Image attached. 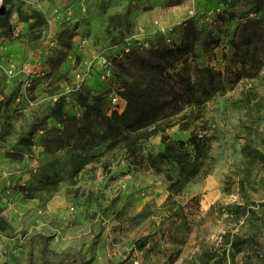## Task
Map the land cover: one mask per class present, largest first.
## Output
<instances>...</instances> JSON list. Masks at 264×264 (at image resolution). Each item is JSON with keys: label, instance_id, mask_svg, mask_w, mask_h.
Returning <instances> with one entry per match:
<instances>
[{"label": "rangeland", "instance_id": "rangeland-1", "mask_svg": "<svg viewBox=\"0 0 264 264\" xmlns=\"http://www.w3.org/2000/svg\"><path fill=\"white\" fill-rule=\"evenodd\" d=\"M230 1L242 8V0ZM193 2L5 0L0 10V264H27L36 233L48 236L53 263L73 249L85 264H264V58L257 76L242 74L228 41L236 20L221 18L208 26L196 21L202 37L211 36L196 48L190 45L191 27L184 24L174 42L164 40L162 50L183 74L193 78L196 60L222 71L225 82L203 104L171 103L134 134L140 152L155 157L154 163L136 164L124 143L110 149L99 141L77 144L75 128L68 129L70 146L50 142V127L64 136V122L55 116L35 129V140L27 138L36 119L82 84L102 98L109 115L118 108L121 113L126 100L116 107L113 98H122L127 78L111 64L105 67L107 53L130 34L140 37L189 23ZM198 5L206 6L204 0ZM67 8L73 9L69 19L60 16ZM127 9L124 20L120 15ZM181 44L185 48H177ZM13 60L28 62L36 72L33 87H24L22 73H9ZM15 88L16 97L9 99ZM63 115L82 120L83 108L76 101L65 103ZM193 133L206 143L194 167L184 154L192 146L180 144ZM82 135L89 140L92 134ZM166 151L169 157L160 155ZM41 166L55 169L62 180L23 189ZM41 249L37 241L32 264H43Z\"/></svg>", "mask_w": 264, "mask_h": 264}, {"label": "trees", "instance_id": "trees-1", "mask_svg": "<svg viewBox=\"0 0 264 264\" xmlns=\"http://www.w3.org/2000/svg\"><path fill=\"white\" fill-rule=\"evenodd\" d=\"M200 1L194 0V6L186 17L189 18V23L182 21L170 29H155V32L144 33L140 37H136L134 33L130 34L107 53L105 67L111 64L127 78L126 87L121 91L122 98L119 96L120 99L126 100V107L121 113H118L120 110L118 108L117 111L109 115L103 109L102 98L88 90V85L82 84L73 91L62 95L44 115L36 119L32 123L27 138L35 140V129H43L46 121L55 116L58 121L64 122L65 126L62 130L64 136L58 135L55 132V127H50L46 135V139L50 142L61 141L70 146L72 140L77 144L85 145L99 141L100 145L108 149L124 143L128 146L129 154L134 158L136 164H144L149 161L154 163L155 157L140 152V147L136 143V139L133 138L134 134L152 125L171 103L203 104L215 92L224 87L225 79L222 71L205 64H199L195 60L193 78H190L173 67L167 58V52L162 50L164 45L166 46L165 42L169 43L172 40L174 42L176 36L181 34L183 24L184 28L191 27L190 45H195L196 48L199 46L198 43L203 42L206 37L208 40L211 38L210 35L202 37L200 23L208 26L221 18L224 23L236 20V31L228 41L231 45L230 53L242 66V74L245 77L257 76L263 63L264 0H242L239 3L242 8H238L236 3H231L230 0H204L206 6L203 9L198 5ZM67 10L68 8L64 9L60 16L63 15L65 19L66 17L68 19ZM71 10V17H73V9ZM129 13L130 10L127 9L120 16L126 20ZM196 21L200 23H196ZM195 25H197L196 28ZM195 34H197L198 40L193 36ZM181 42L183 43V41ZM185 46V44H181L177 48H185ZM193 56L197 58L198 54L194 52ZM34 73L35 81L36 72ZM17 93L18 88L13 89L9 99L16 97ZM71 101H76L83 108L82 120L77 117H69L65 120L63 109L65 103ZM121 105L122 103L116 107ZM69 128H75L79 136L71 140L73 135L68 132ZM85 132L92 134L89 140L82 137ZM142 134L140 133V135ZM180 144L183 147L187 144L192 146V149L185 151L184 154L189 155L191 166L194 167L196 164L194 161L201 155L206 144L205 139L199 134L193 133L187 141H180ZM161 154L164 157H169L170 153L166 151ZM77 168L80 169L81 165ZM61 180L62 176L55 169L47 172L41 166L39 171L32 175L31 180L23 185V189L34 191L38 189L40 183L54 184ZM37 241L42 243L43 264H70L72 261L85 264L80 253L73 249L66 250L60 261L53 263L49 259V255L52 253L49 239L43 233H36L31 237L27 264H32Z\"/></svg>", "mask_w": 264, "mask_h": 264}, {"label": "built area", "instance_id": "built-area-1", "mask_svg": "<svg viewBox=\"0 0 264 264\" xmlns=\"http://www.w3.org/2000/svg\"><path fill=\"white\" fill-rule=\"evenodd\" d=\"M4 3H5V0H0V10L4 8ZM67 14H68V19H69L71 17V15H72V10L68 9L67 10ZM3 42H4L3 38L0 36V47H4L3 46ZM84 42H85V40H84ZM55 44H56L55 41H51V45L52 46H54ZM18 67H19V70H18ZM8 69H9V73L10 74H15L16 71H18V73H22V75H23V85H24L25 88H30L32 86L33 81H34L35 73L31 69L30 64L28 62H24V63L19 65L18 61L13 60L12 62H10ZM78 77H82V75L78 74ZM82 78L84 79L85 77H82ZM113 103L116 106L120 105L121 99L119 98V96H115L113 98ZM7 174L8 173L6 172L5 176ZM6 178H8L7 180H8V183H9V177L6 176ZM5 199L7 200V198H5ZM6 203H9V201H6Z\"/></svg>", "mask_w": 264, "mask_h": 264}]
</instances>
